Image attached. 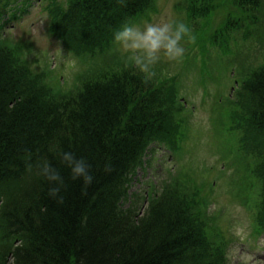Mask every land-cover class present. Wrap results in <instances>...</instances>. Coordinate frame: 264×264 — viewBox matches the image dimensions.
Masks as SVG:
<instances>
[{"label": "trees", "instance_id": "obj_1", "mask_svg": "<svg viewBox=\"0 0 264 264\" xmlns=\"http://www.w3.org/2000/svg\"><path fill=\"white\" fill-rule=\"evenodd\" d=\"M158 1L49 0V30L88 66L74 79L59 64L31 67L28 44L3 34L28 0H0V264H231V238L217 227L224 206L216 200L230 181L235 189L249 184L248 195H240L248 235H264V0H175L177 19L193 30L203 60L215 53L231 59V68L215 61L232 81L213 104L216 127L228 136L220 155L230 169L206 164L213 176L197 180L196 169L183 164L179 176L153 184L143 210L141 197L129 193L139 168L151 165L154 143L178 161L193 153L183 155L192 128L181 113L191 108L182 73L160 66L145 83L112 41L125 21L151 22ZM240 38L263 44L253 63L229 57ZM52 145L86 159L90 186L71 179ZM29 154L58 169L66 184L62 203L27 169Z\"/></svg>", "mask_w": 264, "mask_h": 264}, {"label": "rangeland", "instance_id": "obj_2", "mask_svg": "<svg viewBox=\"0 0 264 264\" xmlns=\"http://www.w3.org/2000/svg\"><path fill=\"white\" fill-rule=\"evenodd\" d=\"M174 2L175 0H159V11L153 14L151 22L180 18L174 9ZM48 4L49 0H28V2L20 3V7H26V12L22 14L21 19L9 21L3 28V34L13 41L23 40L28 44L25 50L26 57L31 67L36 71H41L45 68L55 69V66L59 64L64 67L65 74L75 79L88 66L81 61L82 64H79V59L71 55L66 48L61 47L58 38L49 30ZM7 18L8 13L4 16V21ZM220 19L221 17H217L214 20V26L218 25V22L221 21ZM238 44L240 47H238L239 52L233 53L231 54L233 56L229 57L241 59L246 65L253 63L255 56L260 57L263 51V44L258 41L240 38ZM256 46L259 48L253 49ZM46 56H50V58ZM209 56L212 58H207L204 61V55L197 47L196 42L187 43L186 55L183 60L179 62L162 60L156 67V71L159 70L160 66H164V69L169 68L168 71L171 74L182 73L180 83L184 84L182 86L183 93L190 97L188 103L190 104V109H193L191 112L188 107V110L181 112L184 115H190L189 125L192 128L190 135L188 133L189 139H186L187 143L184 142L185 150L183 155L189 148L193 150V153H186L183 159L178 161L177 157L169 155L164 144L158 142L153 144L155 150L152 154L151 165H147L145 169L139 168L129 190L131 195L135 193L138 194V197H141L142 210L147 204V195L150 188L154 191L153 184L160 186L164 179H169L175 172L179 176V171L176 170L183 164L191 167V169H196L193 175L197 180H208L210 176H213V172L210 173L209 170H205L204 165L206 164L218 163L220 171H229L230 169L226 166L229 159L221 158L220 155L223 152L228 136L225 130L216 127L214 122V112L216 111L214 109H217V107L213 104L223 97L222 94L228 93L229 88H231V77L225 76L224 71H218V68H221L223 63L225 65L230 64L231 59L217 53ZM248 57L250 60H246ZM215 61L220 62L222 66L215 64ZM256 61L258 62V59ZM231 67L232 65L230 64ZM217 122L221 124L220 121ZM236 181L238 182V178H236ZM230 182L225 183V188L222 186L221 193L216 197L219 205L224 206V213L221 215L217 227L224 231L227 237L231 238L230 248L232 253L229 260L231 264H264V235L258 237L257 240L248 235L250 228L248 221L245 220V208L243 205L246 196H240L248 195L249 184L244 181L237 185L241 189H235V183ZM229 185L235 189V193L234 189H231ZM251 192L255 193L254 189ZM232 224H235L234 228L231 227Z\"/></svg>", "mask_w": 264, "mask_h": 264}, {"label": "clouds", "instance_id": "obj_3", "mask_svg": "<svg viewBox=\"0 0 264 264\" xmlns=\"http://www.w3.org/2000/svg\"><path fill=\"white\" fill-rule=\"evenodd\" d=\"M113 44L126 54V65L142 76L145 83L157 78L156 67L162 60L179 62L186 55V44L195 43L193 30L183 20H160L145 22L142 25L133 21H125L114 31ZM57 145L49 148L70 169L73 181L82 180L85 188L93 182L92 166L83 157L77 159L72 152L58 151ZM26 167L38 178L46 180L51 187L49 195L58 202H63L60 195L66 188L64 178L58 169L46 157H37L35 162L29 154ZM108 170V166L105 167Z\"/></svg>", "mask_w": 264, "mask_h": 264}]
</instances>
